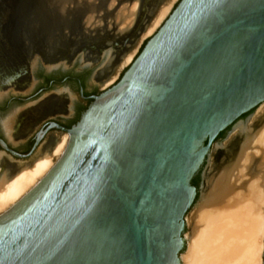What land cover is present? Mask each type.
<instances>
[{
  "label": "water",
  "instance_id": "water-1",
  "mask_svg": "<svg viewBox=\"0 0 264 264\" xmlns=\"http://www.w3.org/2000/svg\"><path fill=\"white\" fill-rule=\"evenodd\" d=\"M28 1L12 3L29 44L68 26L66 16L78 26L89 6L37 0L27 19ZM90 100L70 128L39 132L26 155L0 139L23 160L47 131L68 135L53 168L0 215V264H181L192 205L235 209V192L255 196L251 179L264 185V159L246 155L264 126L263 111L246 130L264 102V0H179L121 77Z\"/></svg>",
  "mask_w": 264,
  "mask_h": 264
},
{
  "label": "rangeland",
  "instance_id": "rangeland-1",
  "mask_svg": "<svg viewBox=\"0 0 264 264\" xmlns=\"http://www.w3.org/2000/svg\"><path fill=\"white\" fill-rule=\"evenodd\" d=\"M77 1L78 4L75 7L89 5L84 19L78 23V26L75 27L74 17L66 16L63 12L69 19L68 26L51 28L50 33L39 44L35 41L29 44L27 39L20 41L18 38L19 35L22 36L23 28L18 26L17 16L13 11L14 3L12 0H0V133L10 147L21 154L27 153V139L46 120L72 117L69 107L73 108V104L79 101L76 87L71 82H62L37 93L41 88L40 72L42 76L85 74L84 82L88 92L100 89L113 76H116L118 80L126 69L119 70L124 57L134 50H136V55L138 54L146 41H141V37L159 8L168 0H120L113 9H109L110 11L107 7L108 3H105L107 0ZM134 2L138 4L135 23L131 29L119 32L120 27L115 19L116 15L121 6H129ZM28 3H31L30 7L24 14L27 19L30 16L33 17L36 10L31 5L37 3V0H29ZM67 4L62 3L61 8L66 9ZM70 4L72 7L73 3ZM92 15L97 16V20L94 19V23L87 26L84 23L85 19ZM28 45L32 48L29 49ZM104 52H108V57H103ZM60 64L64 65L54 70L55 72H48L47 68L51 69ZM87 64L90 66L83 68ZM64 90L70 92L71 100L69 94H64L67 93L63 92ZM15 97L21 100L18 102L11 100ZM85 105L83 103V107ZM258 108L259 106L251 116L257 112ZM5 121L7 123L10 121L7 136L2 128V123ZM237 133H239L238 128L221 142V146L225 148ZM60 135L54 131L46 134L32 156L20 160L24 163L15 161L0 151V175L11 178L18 169L29 166L33 161L49 154ZM220 141L221 138H218L215 143ZM213 150L214 146L209 152L207 172L213 164ZM207 184L205 181V187H208ZM198 204L199 202H196L188 209L184 217L185 225L186 219L191 218ZM189 232L190 228L186 225L183 237Z\"/></svg>",
  "mask_w": 264,
  "mask_h": 264
},
{
  "label": "bare ground",
  "instance_id": "bare-ground-1",
  "mask_svg": "<svg viewBox=\"0 0 264 264\" xmlns=\"http://www.w3.org/2000/svg\"><path fill=\"white\" fill-rule=\"evenodd\" d=\"M120 0H110L107 7L113 9ZM178 0H168L146 28L141 41L151 37L167 19ZM127 5V4H126ZM138 10L137 2L121 6L115 18L119 32L131 29ZM110 11V10H109ZM90 15V14H89ZM97 16H87L85 24L91 26ZM115 20V21H116ZM136 56V50L127 54L119 70L127 68ZM108 57V55H107ZM116 76L109 79L104 87L113 85ZM264 111V102L257 112L249 118L246 130L254 119ZM234 131V130H233ZM233 136V135H232ZM68 144V135L62 134L54 144L52 151L33 161L29 166L18 169L11 178L0 175V215L8 211L53 168ZM246 155L264 159V126L251 141ZM22 162L23 161H18ZM247 188L256 193L245 195L241 191L233 194L241 204L231 210H214L196 206L191 218L186 219L190 232L184 236L186 249L180 254L181 264H263L264 253V185L251 179Z\"/></svg>",
  "mask_w": 264,
  "mask_h": 264
},
{
  "label": "flooded vegetation",
  "instance_id": "flooded-vegetation-1",
  "mask_svg": "<svg viewBox=\"0 0 264 264\" xmlns=\"http://www.w3.org/2000/svg\"><path fill=\"white\" fill-rule=\"evenodd\" d=\"M53 72H55V71H53ZM122 75V74H121ZM46 77H49V79H46ZM121 77V76H120ZM119 77V78H120ZM62 82H64V83H66V82H71V83H73L74 85H75V87H76V92H77V97H78V99H79V101H77L76 103H74L73 104V108H72V117H57V118H53V119H48V120H46L42 125H41V127L33 134V135H31V137L29 138V139H27V143H26V145H27V148H28V150H27V153H25V154H21V153H19V152H17V151H15L14 149H12V147H10V145L6 142V139L4 138V136L0 133V139L1 140H3L5 143H6V145H7V147L9 148V149H11L12 151H14V152H16V153H18V154H20V155H26V154H28L29 152H30V150L32 149V147H33V145H34V143H35V138H36V135L39 133V132H41V131H44V130H46L47 129V127L49 126V124L50 123H54V124H57V125H59V126H61V127H63V128H66V129H68V128H70L72 125L70 124L71 123V121H73L76 117H77V115H78V113H79V111H80V109L83 107V103H85L86 105V108H87V106L90 104V102H91V100H90V97H92V96H98V95H100L102 92H104V91H106L108 88H110L112 85H109V86H106V87H104V86H101V88L100 89H94V90H92V91H90V92H88L87 90H86V87H85V82H82L81 81V79H80V77H79V74H77V75H66V74H62V76L60 75V74H52V75H47V76H42V80H41V88L37 91V93L38 92H40V91H42V90H46V89H48L49 87H52V86H55V85H57V84H60V83H62ZM104 85V84H103ZM63 92H67V93H64V94H69V98H70V100L72 99V95L70 94V92L69 91H63ZM11 100H13L14 102H18V101H20L21 99L20 98H18V97H15V98H12ZM81 115V114H80ZM79 118H80V116H79ZM79 118H78V120H79ZM10 121H8V123H9ZM7 123V121H5V122H3L2 123V128L4 129V132H5V135L7 136L8 134H9V132L7 131V127H9V124ZM76 123V122H75ZM74 123V124H75ZM73 124V125H74ZM51 131H54V132H57V133H59V134H61L62 135V133L60 132V131H58V130H56V129H52V130H49V131H47L45 134H44V136L46 135V134H48L49 132H51ZM223 133V132H222ZM222 133H220L219 135H218V137L222 134ZM60 135V136H61ZM43 136V137H44ZM59 136V137H60ZM43 137H42V139H43ZM217 137V138H218ZM216 138V139H217ZM41 139V140H42ZM59 139V138H58ZM40 143H41V141H40ZM40 143H39V145H40ZM54 147V146H53ZM0 151H2V152H4L6 155H8L9 157H11L13 160H15V161H19V159H16V158H13L9 153H7L5 150H3L1 147H0ZM32 156V155H31ZM28 159V158H27ZM23 160H25V159H23ZM200 178V173L198 172L197 174H195L194 176H193V178L191 179V185L192 186H194V187H196L195 185H193V181L196 179V178Z\"/></svg>",
  "mask_w": 264,
  "mask_h": 264
},
{
  "label": "trees",
  "instance_id": "trees-1",
  "mask_svg": "<svg viewBox=\"0 0 264 264\" xmlns=\"http://www.w3.org/2000/svg\"><path fill=\"white\" fill-rule=\"evenodd\" d=\"M144 44H145V42H144L143 45L141 46L139 52H140L141 49L143 48ZM139 52H138V53H139ZM40 76L42 77V73H41V72H40ZM79 77H80L81 81L84 82V80H85V74H83V75H79ZM46 79H49V77H46ZM85 109H86V106H85V107H82V108L80 109V111H79L77 117H76L73 121H71V123H70L71 125H73V124L78 120L80 114H81ZM198 179H199V178L197 177V178L193 181V185L197 186Z\"/></svg>",
  "mask_w": 264,
  "mask_h": 264
}]
</instances>
